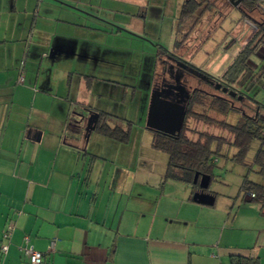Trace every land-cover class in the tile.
<instances>
[{
    "label": "crops",
    "instance_id": "crops-1",
    "mask_svg": "<svg viewBox=\"0 0 264 264\" xmlns=\"http://www.w3.org/2000/svg\"><path fill=\"white\" fill-rule=\"evenodd\" d=\"M184 1L0 0V244L12 226L0 264H29L27 245L42 254L41 264H264V217L249 195L243 202L256 204V214L238 216V207L224 222L225 211L213 219L163 171L136 181V167L147 163L132 130L127 144L96 131L85 143L78 128L67 135L71 107L59 97L60 83L75 78L83 102L93 83L89 63L119 65L127 50L101 38L143 40L150 11L177 21ZM255 1L259 8L240 16L236 56L264 19V0ZM171 32L175 48L176 22ZM251 56L257 63L249 57L247 65L257 68L264 49Z\"/></svg>",
    "mask_w": 264,
    "mask_h": 264
},
{
    "label": "rangeland",
    "instance_id": "rangeland-1",
    "mask_svg": "<svg viewBox=\"0 0 264 264\" xmlns=\"http://www.w3.org/2000/svg\"><path fill=\"white\" fill-rule=\"evenodd\" d=\"M213 11L220 12L221 10L214 8ZM222 12L224 13H221L220 21L223 19L221 23L216 22L214 15L206 16L195 27L192 35L189 36L186 46L176 52L189 66L213 78L223 76L225 70L234 61V56L238 52V44L244 36V27L243 24H240L241 11L238 8L230 7ZM175 22L176 20L173 18L163 17L159 13L150 11L145 22V36L140 37L143 40L137 37H125L121 41H119V38L116 39L109 36L101 38L103 43L108 44V46H119L127 50L121 55L122 61L119 65L109 64L108 66H102L99 63L96 65L94 61L89 63L87 75L93 77V83L89 88V94L86 95L83 102H81L80 94L76 88L77 83L73 81L75 78L70 77V85L61 82L58 87L59 97L64 98L69 104L68 106L71 107L69 108L70 120L67 123L69 128L67 135L70 134L71 128L73 132L76 131L73 127L76 125L75 122L80 119L77 115H85V112L88 114V111L94 112V110H97L109 114L107 123L110 126L118 123L123 127L125 125L124 121L132 122V140L139 143L140 147L136 150L137 155L140 160L144 159L147 163L146 166L136 167V181L139 182L149 177L157 179L158 174L162 171L164 172L167 164L166 154L154 150L150 146L151 133L145 128V122L152 93V84L159 77L156 74L162 73V61L157 58L155 62V56L160 54V57L165 59L167 56L163 55L166 51H175L176 48L173 46L174 35L171 32V27ZM231 38H235L236 41L230 50L226 51L224 46L228 44V40H231ZM204 39L205 41L202 44L201 40ZM225 52L227 57L223 61L222 57ZM104 53L102 52L98 55L111 58L109 54V56H106ZM250 59L252 62L257 63L254 56H250ZM260 63L263 65L264 60H261ZM185 79L188 85H193L194 80H196L191 75H186ZM229 82H231V85L240 87L232 80H229ZM200 87L213 91V87L204 82H201ZM244 91H246V97L244 102H238L239 105L245 109L248 107L254 114L256 113V107L260 106L259 112L264 114V78L257 79L252 89L244 87ZM86 107H88V111L85 110ZM194 110L199 113L204 112L203 114L207 116L226 121L232 125L236 124L243 115V113L230 112L225 116H221L217 115V113L203 111L200 108H194ZM246 112L248 113V111ZM189 125L196 130L208 129L198 122L191 121ZM210 130H213L215 134H219V131ZM91 140H94V137ZM107 142L114 144L110 140ZM257 148L258 144H252L245 159L247 165L250 164ZM110 152L111 148L109 147V149H106L104 156L110 157ZM234 152V149H229L228 156H231ZM212 176L208 190L215 193V204L211 207L201 206L200 208L211 214L213 219H218V216H221L220 214L222 213L219 211H225L223 222L226 221L229 214H231V217L238 207L240 208L238 216L241 215V212L246 215H249V213L256 214L257 205L243 202V195L240 193L243 177L247 176V167L235 164L229 158L217 157L212 169ZM248 178L251 181H259L257 175L253 172L248 173ZM241 206H249L250 210H245ZM217 223L218 221L214 222L215 225Z\"/></svg>",
    "mask_w": 264,
    "mask_h": 264
},
{
    "label": "trees",
    "instance_id": "trees-1",
    "mask_svg": "<svg viewBox=\"0 0 264 264\" xmlns=\"http://www.w3.org/2000/svg\"><path fill=\"white\" fill-rule=\"evenodd\" d=\"M230 7L232 6L227 0H185L180 6L176 21V49L171 52L166 51L164 56L169 57L172 53L177 54L176 52L179 49L186 46L195 26L205 19L206 16L214 15L217 22L221 18V13H224L222 11ZM214 8L221 11L214 12ZM258 8L259 6L255 0H242L238 6L244 17L255 12ZM255 24L256 30L252 39L237 54L235 60L226 69L223 76L220 77L232 80L240 87L247 89L254 86L253 79L257 78L254 70L248 67L247 61L260 46H264V19L257 21ZM204 41L205 39L201 40V43ZM156 58H159L161 61L160 54ZM183 64L189 66L185 62ZM190 69L199 75H204V73L197 69L192 67ZM156 76L158 77L159 73ZM194 108L217 113V115L221 116H225L230 112H236L224 99L207 97L195 91L191 95L186 107L184 121L178 135L170 136L145 127L151 133V147L154 150L163 152L167 156V164L163 175L164 179L188 186L192 196L198 190V184H193L194 176L196 174L198 176H208L210 184L216 158H229L233 163L247 167V176L243 177L240 192L243 196L254 195L250 200L259 206V212L264 217V123L259 121L258 118H252L244 114L236 124L232 125L226 121L207 116L203 114L204 112L199 113ZM257 108L259 111L260 106H257ZM97 114L98 119L94 131L103 137L111 138L121 144L129 142L133 127L132 122L124 121L125 125L123 127L120 124L111 127L107 123L108 114L103 112ZM191 121L201 123V125L208 129L196 130L189 125ZM210 129L219 131V134H215ZM254 143L258 144V148L250 164L247 165L245 159ZM231 148L235 152L231 156H228V150ZM224 149L225 151L223 152ZM249 172L257 175L259 181L249 180ZM204 192L213 194L208 188Z\"/></svg>",
    "mask_w": 264,
    "mask_h": 264
},
{
    "label": "flooded vegetation",
    "instance_id": "flooded-vegetation-1",
    "mask_svg": "<svg viewBox=\"0 0 264 264\" xmlns=\"http://www.w3.org/2000/svg\"><path fill=\"white\" fill-rule=\"evenodd\" d=\"M262 48L264 49V46H260L256 51ZM259 53L260 52H258L257 55L261 56V53L260 54ZM183 62L184 61L182 60V58L174 53L170 54L169 57L167 56L166 60L164 61L162 60V64H161L162 73L159 74V77L154 81L151 87L153 92L154 91H156V93L161 92V95L159 96L161 97V99L169 100V101H174L175 99H179L180 100L179 105L183 107L185 106V111H186V107L188 105V102L190 101L191 95L193 94V92L198 91L200 94L205 95L207 97L222 98L225 101H227L230 107L234 111L238 112V114L243 113V115L246 114L249 115V117L258 118L259 121H262L264 123V114H261L258 111L257 107H256V113L254 114V112L251 111V109L249 110L248 107L245 109L243 106L239 105L238 103L239 101H237V98H230L227 95V93H222L221 90H217L216 84L218 82L221 83V88L226 87L227 91L235 90L237 92V96L239 95L243 96V99L241 101L244 102V99L246 97L245 95L246 91H244L243 87H237L235 85H231V82H229V80L225 78H217V77L213 78L212 76H209L205 73L203 76L199 75L190 69L191 66L190 67L183 66ZM252 69L254 70L258 79H261L262 77L264 78V64L262 65V63H260L257 68L254 67ZM186 75L189 76L191 75L192 78L196 79L194 80L195 82L193 85H188L186 83V79H185ZM257 78L253 79V84H255ZM201 82H204L210 85L211 87H213V91H208L206 89L201 88L200 87ZM169 86H176L180 90L182 88V90L185 91L186 95H188V98L184 93L181 94L180 91L178 92L177 96L174 95L173 93L169 94L170 91L167 90ZM253 87H251V89ZM246 111H248V113ZM73 128L77 129V125H75V127ZM170 136H174V135H170Z\"/></svg>",
    "mask_w": 264,
    "mask_h": 264
},
{
    "label": "water",
    "instance_id": "water-1",
    "mask_svg": "<svg viewBox=\"0 0 264 264\" xmlns=\"http://www.w3.org/2000/svg\"><path fill=\"white\" fill-rule=\"evenodd\" d=\"M228 3L234 7L238 8L242 0H227ZM183 66H186L183 64ZM216 89L221 90L222 93H227L230 98H237V101L243 99L242 95L237 96L235 90L227 91V88H221V83L216 84ZM170 91L169 94L173 93L178 95V92L185 93V91L178 89L176 86H169L167 88ZM161 92L152 91L147 111V117L145 122V127L150 130L159 131L167 135H178L182 128V124L185 117V106H180V100L175 99L174 101L164 100L159 97ZM188 98V95H186ZM186 98V99H187ZM80 119L76 121L77 128L83 131V139L85 143L91 134L94 131L95 125L98 119V114L96 112H89L87 116H79ZM209 177L208 176H194L193 184H198V190L195 191L192 196V202L200 205L211 206L213 205V196L205 193L204 191L209 186Z\"/></svg>",
    "mask_w": 264,
    "mask_h": 264
},
{
    "label": "built area",
    "instance_id": "built-area-1",
    "mask_svg": "<svg viewBox=\"0 0 264 264\" xmlns=\"http://www.w3.org/2000/svg\"><path fill=\"white\" fill-rule=\"evenodd\" d=\"M249 196H250V198L254 197L253 194H249ZM11 232H12V226L9 225L7 227V229L2 234V240L4 241V243L0 244V259H2L7 253V249H8V242L7 241L11 235ZM25 240L27 241V238ZM53 246H54V244L51 243L49 248L51 249ZM21 251H22V254H23L25 260L29 264H41L42 254L34 251L31 246L27 245Z\"/></svg>",
    "mask_w": 264,
    "mask_h": 264
}]
</instances>
